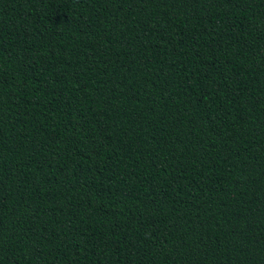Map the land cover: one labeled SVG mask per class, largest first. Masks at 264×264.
<instances>
[{"label": "trees", "instance_id": "16d2710c", "mask_svg": "<svg viewBox=\"0 0 264 264\" xmlns=\"http://www.w3.org/2000/svg\"><path fill=\"white\" fill-rule=\"evenodd\" d=\"M0 264H264V0H0Z\"/></svg>", "mask_w": 264, "mask_h": 264}]
</instances>
